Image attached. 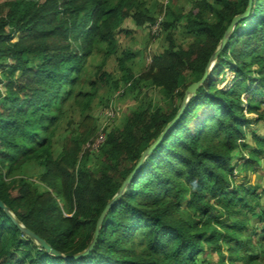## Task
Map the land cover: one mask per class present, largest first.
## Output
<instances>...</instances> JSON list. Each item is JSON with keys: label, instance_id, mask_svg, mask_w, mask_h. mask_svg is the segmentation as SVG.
<instances>
[{"label": "trees", "instance_id": "1", "mask_svg": "<svg viewBox=\"0 0 264 264\" xmlns=\"http://www.w3.org/2000/svg\"><path fill=\"white\" fill-rule=\"evenodd\" d=\"M212 1L220 8L209 0H192L191 8L179 14L165 7L163 27L184 19L185 32L194 40L186 50L170 40L139 79L151 81L180 103L170 113L132 112L122 129L108 133L104 165L93 172L77 166L80 144L93 139L91 117L64 138L57 158L51 150L54 131L68 103L84 113L98 83L109 81L99 68L90 89L84 87L88 60L98 51L113 52L114 30L129 17L138 25L155 18L139 0H0V84L6 90L0 97V200L62 254L87 247L105 204L176 115L185 90L202 77L226 27L248 0ZM206 12L215 19L208 21ZM226 64L234 65L236 79L229 90H222L218 75ZM254 65L260 68L257 82L250 78ZM189 73L194 76L180 84ZM244 111L257 115L255 123L264 122V0H253L248 17L235 26L204 83L108 210L93 249L73 260L49 254L0 208V264H205L208 254L221 252V238L232 250L248 224V213L256 210L264 221L263 206L253 204L258 195L241 184L231 185L232 157L249 146L240 139L250 134L255 141L244 162L247 168L256 167L259 153H264V137L246 129ZM40 132L45 136L38 140ZM26 133L33 135L29 149L20 142ZM31 160L43 167V188L14 176ZM212 200H219L220 208ZM212 211L224 213L230 224L222 225ZM232 251L233 264H246L240 254L237 263Z\"/></svg>", "mask_w": 264, "mask_h": 264}, {"label": "rangeland", "instance_id": "2", "mask_svg": "<svg viewBox=\"0 0 264 264\" xmlns=\"http://www.w3.org/2000/svg\"><path fill=\"white\" fill-rule=\"evenodd\" d=\"M145 2V8L148 9V15L155 18V22H145L138 25L133 18H126L114 30V49L109 55L104 51L95 52L88 60L86 77L84 79L85 90L90 89V83L96 79L95 73L105 72L109 74L110 79L106 83H98L96 96L90 102V109L84 113L80 112L73 103H68L65 108V115L58 124L51 139V150L55 158H57L63 148L64 138L72 131L79 128V124L86 116L91 117L94 128L93 139L86 143L80 144L78 167L98 172L103 167V150L102 147L108 133L111 130L122 129L125 119L134 111L149 110L150 112L160 111L170 113L172 109L179 105V99L167 98L151 81H143L139 76L145 72L154 58L167 50L170 46V40H173L176 48L188 49L194 38L185 32L182 19L180 24L164 28L163 24L167 20L165 11L166 6L179 14L187 12L192 6V0H139ZM216 8H220L219 4L209 0ZM164 7L160 12L159 8ZM204 17L208 21L215 19L214 13L206 12ZM73 48L75 44H73ZM231 55L227 60H231ZM234 65H224L222 71L218 75L217 88L229 90L235 81V72L232 71ZM252 72L250 78L257 82L260 68L257 65L251 67ZM4 73H7V69ZM3 75L0 68V77ZM194 75L186 74L181 78L183 81H189ZM6 93L5 84H0V97H4ZM185 93V92H184ZM244 93L243 96H245ZM182 102V100H181ZM245 107L246 105L243 104ZM249 119L246 129L250 128L255 131L257 137H264V122H254L252 119L257 118L256 114L247 113ZM245 127V126H244ZM33 132H37L36 128ZM43 132L39 133V138H43ZM95 136V137H94ZM33 138L32 134L26 133L20 142L26 143L28 149L31 148L29 141ZM239 142H248L249 146L237 150L231 160L234 166L231 175L232 186L241 184L246 189L254 191L258 196L253 200V204L258 201L264 210V153H259V164L256 167L247 168L245 160L249 156V149L254 147L250 134L240 139ZM243 156V158H241ZM43 172V167L37 160H31L22 165L20 170L14 175L15 177L26 178L29 182L43 188L39 182V176ZM5 173V170L3 171ZM232 188V187H231ZM219 207V200H212ZM220 208V207H219ZM220 211V210H219ZM219 211H212L218 214L219 221L222 225H229L230 219ZM255 211L247 214L248 224L241 230V236L236 242H232L234 246L232 250L228 248L226 242L221 238V252H212L207 255L208 262L205 264H233L229 258L232 251V258L238 263L236 257L244 255L246 264H264V221L260 214ZM212 223H216L212 220ZM240 245V246H239ZM254 255V256H253ZM246 256V257H245ZM257 256V257H255ZM255 260L251 262L250 258ZM253 258V259H254Z\"/></svg>", "mask_w": 264, "mask_h": 264}, {"label": "water", "instance_id": "3", "mask_svg": "<svg viewBox=\"0 0 264 264\" xmlns=\"http://www.w3.org/2000/svg\"><path fill=\"white\" fill-rule=\"evenodd\" d=\"M252 4H253V0H248L247 1V6L244 9V11L232 17L231 21L229 22L228 26L225 29V32L223 33V36H222L217 48L214 50V52L209 57V60H208L206 66L204 68V73H203L202 77L198 81L191 83L187 87V89L185 90V93H184L180 108L178 109L176 115L167 123L165 128L159 134V136L141 153L140 158H139L138 162L136 163L135 167L133 168V170L131 171V173L124 179V181L122 182V184H121L120 188L118 189V191L116 192V194H114V196L105 204L103 210L101 211L100 215L97 218V221H96V224H95V228H94V232H93V235L91 237V240H90L89 244L87 245V247L83 251H81L79 253H76V254H73V255H64V254H62L58 250L54 249L51 245H49L39 235H37L36 233H34L30 229H28L26 226H24L16 218V216L9 209V207H7L0 200V208L4 210V212L12 220V222L18 227V229L25 236H27L29 239H31L36 245H38L40 248L44 249L47 253L52 254L54 256H57V257H62L65 260H73V259H76L78 257H81V256L89 253L93 249V247H94V245L96 243L101 224H102V222H103L108 210L111 208V206L113 204H115L117 202L119 197L123 194L125 188L130 183V181L133 178V176L137 173V171L139 170V168L141 167V165L143 164L145 159L157 147V145L165 138V136L167 135L169 130L173 127L175 122L180 117L181 113L183 112V110L186 107V105L189 102V100L193 96H195V93H196L198 87L201 86L204 83V81L206 80L210 70L212 69V67L214 66V64H215V62L217 60V57H218L219 53L223 50L227 40L229 39L231 33L233 32L235 26L240 21H242L243 19L248 17V15H249V13L251 11V8H252Z\"/></svg>", "mask_w": 264, "mask_h": 264}]
</instances>
